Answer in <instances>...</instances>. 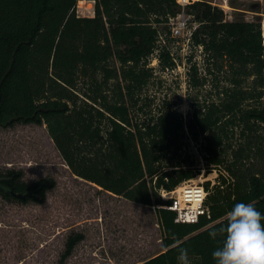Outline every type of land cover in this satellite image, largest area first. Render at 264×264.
Segmentation results:
<instances>
[{
  "label": "trees",
  "instance_id": "16d2710c",
  "mask_svg": "<svg viewBox=\"0 0 264 264\" xmlns=\"http://www.w3.org/2000/svg\"><path fill=\"white\" fill-rule=\"evenodd\" d=\"M84 0H0V127L46 125L77 178L113 195L155 207L165 252L141 264H214L219 246L209 231L224 224L236 202L264 213V40L262 23L227 19L211 0H86L93 17L77 14ZM184 12L196 23L189 41L191 112L167 99L152 107L149 61L161 71L177 59L167 42ZM218 184L207 205L212 219L176 223L160 190L200 173L190 141ZM53 179L28 184L14 169L0 172V196L43 204ZM17 195L26 196L19 198ZM83 233L71 234L58 264H66Z\"/></svg>",
  "mask_w": 264,
  "mask_h": 264
},
{
  "label": "rangeland",
  "instance_id": "374dc122",
  "mask_svg": "<svg viewBox=\"0 0 264 264\" xmlns=\"http://www.w3.org/2000/svg\"><path fill=\"white\" fill-rule=\"evenodd\" d=\"M226 13L229 21L246 20L262 23L264 40V0H211ZM77 14L93 17L95 3L79 2ZM187 23V26L184 24ZM174 30L168 46L178 66L161 71L157 53L149 67L154 68L153 80L145 92L152 107L167 99L186 118L191 112L188 98V57L193 52L188 34L196 28L184 12L172 22ZM188 141H190L188 139ZM191 142V141H190ZM195 153L200 173L192 180L210 190L218 184L217 170L208 172ZM65 164L51 139L46 125H16L0 127V172L14 169L23 173V180L34 184L53 179L56 186L46 193V201L22 203L0 196V264H58L71 234L83 233L80 242L66 264H141L160 252L162 231L155 207L130 202L100 187L77 178Z\"/></svg>",
  "mask_w": 264,
  "mask_h": 264
},
{
  "label": "clouds",
  "instance_id": "9594fccd",
  "mask_svg": "<svg viewBox=\"0 0 264 264\" xmlns=\"http://www.w3.org/2000/svg\"><path fill=\"white\" fill-rule=\"evenodd\" d=\"M226 221L209 231L221 242L212 251L214 264H264V213L251 202H236L226 212ZM179 264H192L190 252L181 247Z\"/></svg>",
  "mask_w": 264,
  "mask_h": 264
},
{
  "label": "built area",
  "instance_id": "2783aa9c",
  "mask_svg": "<svg viewBox=\"0 0 264 264\" xmlns=\"http://www.w3.org/2000/svg\"><path fill=\"white\" fill-rule=\"evenodd\" d=\"M185 6L190 0H179ZM172 20L171 22H173ZM187 26V23L184 24ZM181 30L175 29L174 34L178 35ZM191 33L188 34V37ZM209 190L205 185L196 180H188L181 183L175 189L167 191L160 190V196L168 210L176 213V223L199 224L201 220H211L212 214L207 205Z\"/></svg>",
  "mask_w": 264,
  "mask_h": 264
},
{
  "label": "crops",
  "instance_id": "0c3cea01",
  "mask_svg": "<svg viewBox=\"0 0 264 264\" xmlns=\"http://www.w3.org/2000/svg\"><path fill=\"white\" fill-rule=\"evenodd\" d=\"M166 251V249L164 248V247H162V248H160V252H159V254H161V253H163V252H165ZM159 254H157V255H159ZM156 255V256H157Z\"/></svg>",
  "mask_w": 264,
  "mask_h": 264
},
{
  "label": "water",
  "instance_id": "95a60500",
  "mask_svg": "<svg viewBox=\"0 0 264 264\" xmlns=\"http://www.w3.org/2000/svg\"><path fill=\"white\" fill-rule=\"evenodd\" d=\"M19 198H26V196L23 195H17Z\"/></svg>",
  "mask_w": 264,
  "mask_h": 264
},
{
  "label": "bare ground",
  "instance_id": "6f19581e",
  "mask_svg": "<svg viewBox=\"0 0 264 264\" xmlns=\"http://www.w3.org/2000/svg\"><path fill=\"white\" fill-rule=\"evenodd\" d=\"M80 2H83V1H80Z\"/></svg>",
  "mask_w": 264,
  "mask_h": 264
}]
</instances>
